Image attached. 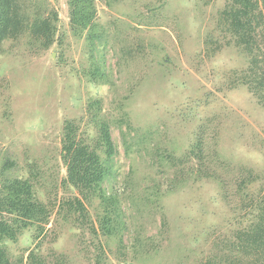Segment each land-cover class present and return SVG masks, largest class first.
<instances>
[{
    "label": "rangeland",
    "instance_id": "rangeland-1",
    "mask_svg": "<svg viewBox=\"0 0 264 264\" xmlns=\"http://www.w3.org/2000/svg\"><path fill=\"white\" fill-rule=\"evenodd\" d=\"M46 1L57 12L56 41L43 50L27 45L25 38L8 40L0 54V170L8 159L15 163L12 173H37L43 189L64 176L59 154L64 124L73 120L83 129L94 90L86 84L91 57L85 37L72 35L66 0ZM105 1L95 0L96 21L106 28L109 47L92 57L98 60L103 52L113 80L99 93L100 116L110 121L116 144L113 186L124 192L125 248L118 236L93 239L85 224L72 232L53 213L41 254L48 259L62 253L75 264H94L93 247L105 240L113 264H206L218 253L220 241L249 219L235 206L240 203L235 182L249 171L255 181L248 189L264 192V107L230 77L246 66V55L232 44L206 48V37L220 36L217 16L226 0ZM122 102L135 129L127 152L120 130L112 125L120 114L114 107ZM197 134L209 170L223 177L224 187L198 177L165 193L176 169H195V155L180 158ZM163 151L172 155L171 162L159 163L156 154ZM155 185L160 188L157 201L150 195ZM94 208L88 207L92 221ZM54 234L61 238L52 245ZM140 238L145 251L157 250V260H141L144 256L134 247ZM9 247L16 260L31 247L28 231Z\"/></svg>",
    "mask_w": 264,
    "mask_h": 264
},
{
    "label": "trees",
    "instance_id": "trees-1",
    "mask_svg": "<svg viewBox=\"0 0 264 264\" xmlns=\"http://www.w3.org/2000/svg\"><path fill=\"white\" fill-rule=\"evenodd\" d=\"M110 1L105 2L109 5ZM66 4L71 33L78 37L84 35L91 57L90 68L86 71V84L94 88L93 93L89 92L90 99L86 103L89 120L84 123L83 129L73 120L65 122L59 151L65 174L57 183L52 182L49 188H42L35 172L17 170L12 173L10 169L15 163L8 159L2 165L0 264H75L62 253L48 259L41 254L53 213L59 225L68 227L72 232L80 230L85 224L93 239L105 237L106 240L118 236L120 247L125 248L122 237L127 229L128 216L122 208L124 192L113 186L118 172L114 160L116 144L111 137L110 121L100 116L102 97L99 93L103 85H113V80H110L111 72L106 73L104 68L103 52L98 53V60L92 57L94 52L105 50L109 45L105 39L106 28L103 26L102 29L96 21L95 0H66ZM57 19L56 10L49 7L46 0H0V54L5 41L19 38H25L27 45H33L35 49H47L56 41ZM217 23L220 27L216 30L220 36L206 37V48L209 49L210 43L214 44V50L220 49L223 43L232 44L246 55V66L232 71L231 82L244 85L264 107V0H226L218 12ZM226 34L230 38L226 39ZM124 105L122 102L114 107L120 114L114 118L112 125L115 122L120 130L124 151L127 152L134 140L131 131L135 129L128 122ZM123 124L126 125L125 131H122ZM199 134L191 144L189 154L180 158L195 155V171L189 168L186 173L181 168L176 169L169 178L165 193L175 192L186 181H195L198 177L211 178L224 187L223 177L209 170L211 162L201 154ZM156 155L160 164L173 160L169 151ZM253 181L255 177L247 171L235 182V194L240 196V203L235 206L248 214L247 223L222 239L218 253L211 256L206 264H264V192L261 188L249 190ZM154 187L150 195L157 201L160 188L157 185ZM93 205L95 221L91 220L88 211V207ZM24 231L29 233L31 247L24 249L27 253L25 261L22 258L24 252L12 260L9 246L17 242ZM52 237V245L61 238L57 234ZM105 240L97 241L93 247L94 264H113L108 260ZM137 242L134 247L138 255L141 253L144 256L141 260H157V250L145 251L148 247L142 238Z\"/></svg>",
    "mask_w": 264,
    "mask_h": 264
}]
</instances>
